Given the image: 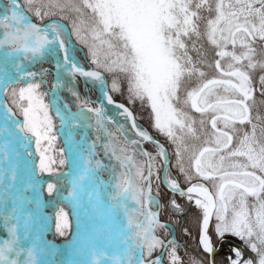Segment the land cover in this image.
Returning <instances> with one entry per match:
<instances>
[{
	"label": "snow or ice",
	"instance_id": "snow-or-ice-1",
	"mask_svg": "<svg viewBox=\"0 0 264 264\" xmlns=\"http://www.w3.org/2000/svg\"><path fill=\"white\" fill-rule=\"evenodd\" d=\"M53 9H71L84 17L79 25L73 22L76 35L82 30L90 32L93 55L104 49L116 57L111 64L96 60L99 70H86L75 45L61 38L65 25L52 22L40 27L29 15L44 20L54 15ZM193 37L218 49L217 59L209 67L223 78L201 80L186 91L183 105L202 115L211 114L213 131L206 143L215 145L197 150L198 155L193 152L189 160L194 164L186 168L177 130L195 136L192 125L196 121L178 107L179 93L189 80L205 77L197 66L203 64V57L194 63L189 55V43L200 51ZM81 42L88 40L81 37ZM229 46L241 51H228ZM45 56L55 61L51 107L59 118L58 128L49 114L50 104L42 98L45 94L38 91L40 83L29 82L37 77L30 66ZM224 58H228L226 67L221 63ZM112 65L125 74L129 101L138 99L150 105L155 128L176 146L175 168L189 186L182 188L179 179L171 177V158L164 146L138 126L133 111L124 103H116L103 92V102L112 105L139 137L130 143L146 158V175L144 166L135 164L131 156L117 155L112 144H98L100 135L95 139L89 136L93 127L89 113L95 115L96 132L104 130L102 107L88 108L83 101L73 111L71 105L59 100L57 93L65 87L78 98L68 86L72 77L80 75L103 84L102 71L111 72ZM21 81L26 86L14 87ZM112 88L118 89V84L113 82ZM217 89L238 98L218 95ZM256 93L264 98V0H0V264H50L48 246L36 227L39 194L35 177L37 171H51V157L46 162L41 142L51 145L58 136L64 140L61 154L67 153L69 162V172L59 173L68 178L70 191L65 199L79 210L78 220L84 223L79 247L83 258L73 264H185L175 239L166 242L154 234L157 228L170 227L160 223L159 212L152 210L160 208L151 190L153 176L158 183L161 179L153 172L156 157L161 158L159 167L164 169L163 182L169 192L186 197L203 211L198 243L204 258H189L187 264H218L216 256L226 246L228 252L221 264H264V99L258 102ZM9 94L23 119L5 103ZM108 121L112 122V117ZM219 121L223 128L217 127ZM237 124L249 127L237 128ZM119 129L125 131L124 125ZM112 135L107 132L108 137ZM234 137L236 147H232ZM142 141L156 145V156L141 148ZM98 147L108 163L99 157ZM119 151L124 153L125 148ZM113 158L117 164H112ZM240 158L244 162H239ZM59 163L63 165L65 160ZM119 167L135 172L117 175ZM192 167L195 177L218 181L215 193L202 183H191L195 178ZM104 172L110 174L107 181ZM141 184L147 187L146 197ZM46 189L52 194L57 184L49 182ZM249 197L255 199L251 205L254 215L249 211ZM130 198L140 209L136 224L127 215ZM170 205L181 208L176 199H170ZM213 215L216 223L210 231ZM60 229L57 224V231ZM229 236L239 237L255 255L229 246Z\"/></svg>",
	"mask_w": 264,
	"mask_h": 264
},
{
	"label": "rangeland",
	"instance_id": "rangeland-1",
	"mask_svg": "<svg viewBox=\"0 0 264 264\" xmlns=\"http://www.w3.org/2000/svg\"><path fill=\"white\" fill-rule=\"evenodd\" d=\"M72 2H75V0H72ZM228 0H226V3ZM54 15H60L64 20H67L69 24V30L70 34L72 35L71 41L72 43L70 45H75L77 49V57L81 63V58L83 57L88 62H91L95 68H98L97 64L94 63V61L99 60L101 64L107 63L111 64V60L115 59V56H111L109 53H107L104 49L98 50L96 55H93L92 50L89 48V43H91V33L85 30H82L80 33V36L78 37L76 35V31L73 28V22H76L79 25V22L81 19H84V17L78 16L73 10L71 9H53ZM81 37L88 40V43H82ZM216 49V48H215ZM117 49H114V51ZM217 51V49H216ZM228 51H232L231 49H228ZM237 51V54H239V51L241 50H235ZM194 54V53H191ZM189 52V55L192 57L193 62L195 63V57L194 55H191ZM206 52L201 51L200 52V59L203 57V64H198V67H200V71L207 73L206 70L210 71V67L208 66L209 63L207 61L204 62ZM45 58V57H44ZM39 59L35 61L31 66V70L37 72V77L33 81L29 82H35L40 83L41 87L38 90L40 93L45 94L42 96L45 103L50 104V112L49 114L53 116L54 123L56 124L57 128L59 127V118L55 116L54 110L52 109V98H51V91L53 88H49L47 83V76L48 74L46 72H42L41 70H44L41 68L40 62L44 59ZM113 70L111 72L105 71L108 75V82H106L108 91L117 92L122 91L125 93L126 96H128L126 91V82H125V74L120 71L118 67L115 65H112ZM212 72V71H211ZM216 73L212 76L215 77ZM213 77V78H214ZM71 83L68 84L69 87L73 88V91L77 92L74 78H71ZM97 82V81H96ZM113 82H116L118 84V89H113L112 84ZM55 83V78L53 81V84ZM26 86L23 81H21L19 84L14 85L17 89L19 87ZM193 87H188L187 90L183 88L181 92L179 93L181 97V104L178 105V107H181L182 110L187 111L188 114L196 121V125H192V127L196 130L195 136H193L191 133L187 132L186 130L184 132H181L177 130V136L182 137V143L185 149L184 152V159H185V167L189 168L190 164H194V161H190L189 157L192 155L193 152H196L198 155L197 150H202L203 147H214V144L211 145H204L205 141H208L211 138V134H209L208 131H204L206 126L205 124L201 125L199 122L203 119L204 121H210L211 120V114L206 113L205 114H198L194 117L193 109H191L190 106L183 105L182 101L185 98L186 91H191ZM221 90V89H220ZM219 89H217L218 94ZM111 94V93H110ZM59 100L64 101L72 106L73 111L77 110L78 105L83 102V100L79 97H74L70 92H68L67 87L63 88L62 90L58 91L57 93ZM219 95V94H218ZM221 96H227V93L220 94ZM235 97V96H234ZM238 98V97H237ZM138 100V99H137ZM12 97L9 94L8 98L6 99L5 103L12 108L13 112L16 113L17 117L19 119H23L22 113L20 112L19 108L16 105L12 104ZM140 101V100H139ZM20 103L27 105V101H20ZM146 104L149 107V110L146 112L139 111L140 116L144 121H147L151 127L158 132L159 134L165 136L163 133H161L158 129L155 128L154 124V114L152 113V110L150 108V105L146 102ZM100 107L103 108L106 118L104 129L109 130V132H112V137L102 136L101 133H97L95 130V119L93 118L90 123L93 125L92 129L89 132V136L92 139H95L97 135L101 136V140L97 141L98 144L106 143V144H112L116 148V154L117 155H128L131 156L133 159V162L137 164L138 166L143 165V171L145 175L147 174V161L145 157H142L139 155L138 150L131 144H126L119 136L115 133V130L112 128L111 123L114 124V122L117 124L119 122L121 125H124L125 132L128 133V136L133 137L131 130L128 127V122L125 121L124 117L120 116L119 113L113 108H108L106 105H100ZM205 115V116H204ZM112 117V122L108 121V117ZM209 116V117H208ZM207 118V119H206ZM222 125V124H221ZM140 126V125H139ZM142 128L150 130L145 126L141 125ZM223 128V126H222ZM113 129V130H112ZM226 131L228 129H225ZM151 133V132H150ZM187 136V137H185ZM166 137V136H165ZM167 140L170 142L172 146L173 153L175 155L176 146L172 143V141L166 137ZM234 144L232 147L237 146V140L234 139ZM64 147V140L62 137H59L51 143V145L48 144L46 141L41 142V148L42 150H45V159L46 162L49 157H51V171L50 172H44L40 173L37 171L36 174V181H37V192L39 194V208L37 210V216H36V227L37 230L41 233V238L48 246L49 255L47 259L49 260L50 264H73L74 261H78L82 259L83 257L80 255L79 247L81 242L84 239V223L82 219L78 218L80 217L79 210L75 207L74 204L70 203L69 200L65 199V195L68 191H70V188L68 187V178L67 176H59V173H67L69 172V162L67 160V153L61 154V149ZM121 147L125 148V152L121 153L119 149ZM155 150V151H154ZM97 153L99 154V157L103 160L104 163H108V159L105 156L103 150L101 148L96 149ZM151 151V152H150ZM150 153H152L153 156H156V145L150 149ZM225 154V153H221ZM39 154L37 153V156ZM170 157V152H169ZM61 159L65 160V163L61 165L59 161ZM216 158L214 157V160ZM161 162L160 157H156V159L152 162L153 165V172L155 174L160 175L162 167H159V164ZM174 162L175 156H174ZM239 162H244L242 158H240ZM38 163V160H37ZM112 164H117V161H115V158L112 159ZM172 166V165H171ZM194 168V167H193ZM171 177L177 178L176 174H174V171L169 169ZM120 172L127 173L129 175L133 174L135 172V169H129L124 167H119V170L117 172V175H119ZM259 174V173H258ZM109 173L104 172L102 173L103 178L107 181L109 179ZM182 175V174H181ZM183 176V175H182ZM155 177V175H154ZM161 180V179H160ZM180 181V179H179ZM49 182H53L57 184V191H54L52 194H49L46 189V185ZM162 182V181H161ZM217 183V180L215 181ZM163 184V183H162ZM204 184V183H203ZM141 188L144 190L145 197L147 196V187L144 184L140 185ZM181 187H183L181 185ZM59 192V194H57ZM248 204L250 205L249 211L254 215L255 209L251 207V205L255 204V199L252 197L248 198ZM192 202V201H191ZM250 202V203H249ZM178 203V202H177ZM194 204V202H192ZM195 205V204H194ZM196 206V205H195ZM197 207V206H196ZM128 218L132 220L133 224L140 222L139 217V207L135 204V201L131 198L128 200ZM198 211L196 214H191L190 219V225L195 226L196 223L200 225V220L203 216V211L199 207H197ZM153 211H156L155 208L152 209ZM215 216V215H214ZM65 217L67 219V226H65ZM211 221V220H210ZM57 224L61 225L60 231H57ZM184 228V226H182ZM216 247L220 248V244L217 242ZM217 248V249H218ZM245 249V248H243ZM246 255L248 256H254L255 253L251 252L250 249L246 250Z\"/></svg>",
	"mask_w": 264,
	"mask_h": 264
},
{
	"label": "trees",
	"instance_id": "trees-1",
	"mask_svg": "<svg viewBox=\"0 0 264 264\" xmlns=\"http://www.w3.org/2000/svg\"><path fill=\"white\" fill-rule=\"evenodd\" d=\"M29 15L31 16V18L34 21H37V22L52 23L55 21L56 23H61L62 25H65L66 26V32H65L66 34H65V36H62V38L65 39V37H66V42L68 44L72 43V41H71L72 35L70 34V30L68 28L69 24H68L67 20H64L62 18V16L52 15L50 17H45L44 20H40L38 17H35L34 15H31V14H29ZM193 42H195L197 44L198 48L200 49V51L197 52V50L195 48H192V44L189 43V48H190L189 52H190V54L194 53L191 55H194L195 62L200 60V52L205 50L206 55H205L204 62L207 61L209 63V65L214 64V61L216 59L215 46L210 45L205 39L196 40L195 37H193ZM80 58H81L82 66L94 67L91 62H88L83 57H80ZM54 63H55V61L51 57H48V56H45V58L40 62L41 68H43L44 70H47L46 71V73L48 74L47 83H48L49 88H51L53 86V81L55 78V69L53 67ZM209 70L210 71L206 70L207 73L205 74L204 78H193V79L189 80L185 90H187V88L190 86L191 87L197 86L201 82V80H204L206 82L207 79H213L214 76H212V75L215 72V68L210 67ZM102 72H103L105 78H107L106 82H108L109 78H108L107 73L105 71H102ZM73 78H74L75 86H76L79 97L83 101H87V104L85 105V107H88V108L99 107L100 96H99V92L97 90L98 84H97L96 80L89 79L86 81L84 77L79 76V75L74 76ZM110 93L114 99L123 101L132 109V111L135 113L134 116L136 118V121L138 122L137 123L138 125H140V126L142 124L145 125L150 130L152 135H154L158 139H161V141H164V144H166V146L170 152L171 165H172L171 170H173L174 174H176L178 179H180V183H181V185H183V187L188 185L189 182L184 180L183 176L180 173H178V171L175 168V162H174V156L175 155L173 153L172 146H171L170 142L167 140V138L165 136L156 132L151 127V125L147 121H144L142 119V117L140 116L139 111L146 112L147 110H149V107L146 104V102L145 101H139V100H136L135 102H131V101H129L128 96H126L125 93L122 91H117V92L111 91ZM255 99L257 100V99H261V98L259 96H257V97H255ZM103 104L106 105L108 108L111 107V109H113L112 105H110V107H109V104L102 102V105ZM193 114L195 117L200 113L193 111ZM89 115H91L95 119L94 113H89ZM111 125H112V128L115 130V133L119 136V138H121L126 144L131 145L130 141H128L125 137V136H128V133H126L125 131H121L119 129V125H121V124L119 122H117L116 125L113 123H111ZM204 126H206L204 131H208L209 134H211L213 130L211 129L210 121H206ZM128 127H129V125H128ZM236 127L247 129L249 126L237 124ZM129 129H130V127H129ZM107 132H109V130L104 129L101 132L102 136L103 137L106 136ZM131 133H132V135H135L133 133V131H131ZM204 145H211V143H206V141H205ZM143 146L145 147L146 151H150V149L152 147H154L155 144L151 143L150 141H144ZM191 174L195 177L193 167L191 168ZM191 183H204V184L208 185L214 193L216 192V187H215L216 183H215V180H213V179H203V178L195 177L191 181ZM151 190H152L153 195L157 197V200L160 204L159 209L153 207V208H155L156 211L159 212V217H158L159 222L162 224L170 225V227H168V228H157L154 234L157 235L160 239H164L166 242L168 240L175 239L178 254L185 261V264H187V261L189 260V258H192V257H197V258L203 259L204 253L201 250L199 243H198L199 224L196 223L195 226H192V225H190V219H189L191 214H194V213L196 214V212L198 211L197 207L191 201H189L186 197H182V196L170 193L169 190L166 189L165 186L162 184L161 180L159 183L157 182L156 176L155 177L153 176V182L151 185ZM170 199H176L178 204H180V206H181L180 210H177V209H174L171 207ZM210 222H211V224H210V226H211L210 231H211V230H213L214 225L216 223L214 215H213ZM182 226H184V228ZM228 240H229V246L230 245H236L239 247L242 246L241 247L242 249L243 248L247 249V246L245 245V243L242 240H240L239 237L229 236ZM227 252H228V246H226L220 252V254L216 256V260H217L218 264H221V262L224 261L225 255L227 254ZM155 255H158V251L154 253V256ZM208 259H209V257H208Z\"/></svg>",
	"mask_w": 264,
	"mask_h": 264
},
{
	"label": "water",
	"instance_id": "water-1",
	"mask_svg": "<svg viewBox=\"0 0 264 264\" xmlns=\"http://www.w3.org/2000/svg\"><path fill=\"white\" fill-rule=\"evenodd\" d=\"M32 19V18H31ZM32 22L33 23H36L38 26H40V27H43V26H45L46 24H48V23H40V22H36V21H34L33 19H32ZM62 38V37H61ZM63 39V38H62ZM84 67V66H83ZM85 69L86 70H99L98 68H95V67H85ZM102 75H103V77H104V80H103V84L101 83V81H97L98 82V92H99V95H100V99L101 100H103V92H107L108 94H110L109 93V91H108V88H107V85H106V78H105V76H104V74H103V72H102ZM111 95V94H110ZM112 96V95H111ZM113 100L116 102V103H124L123 101H120V100H117V99H114L113 98ZM127 107H129L126 103H124ZM130 108V107H129ZM130 110H132L131 108H130ZM133 115H134V112H133ZM140 127V126H139ZM142 130H145V131H147L152 137H153V139L154 140H156V141H158L160 144H162L163 146H164V148H165V150L167 151V153H168V155H169V151H168V148H167V146L164 144V142L163 141H161L160 139H158L157 137H155L154 135H152L148 130H146V129H144V128H142V127H140ZM163 177H164V169L162 168L161 169V172H160V178H161V181H162V183H163V185L165 186V188L166 189H168L167 188V186L164 184V182H163ZM186 186H189V184L188 185H186ZM185 186V187H186ZM204 186L205 187H207L208 188V190L210 191V192H213L207 185H205L204 184ZM182 188H184V187H182ZM201 220H202V218H201ZM200 220V221H201ZM218 248V247H217ZM212 259V257L211 256H209V260H211Z\"/></svg>",
	"mask_w": 264,
	"mask_h": 264
},
{
	"label": "flooded vegetation",
	"instance_id": "flooded-vegetation-1",
	"mask_svg": "<svg viewBox=\"0 0 264 264\" xmlns=\"http://www.w3.org/2000/svg\"><path fill=\"white\" fill-rule=\"evenodd\" d=\"M228 49H231L232 51H235V50H241V49H239L238 47L236 48V49H233L231 46H229L228 47ZM227 49V50H228ZM217 51H218V49H217ZM216 59H217V57H216ZM227 62H228V58H224V59H222V61H221V63H222V65H225V67H226V64H227ZM215 73H216V75H215V77L214 78H216V79H221V78H223V77H221V76H219V74H218V72L216 71V69H215ZM258 86V85H257ZM224 92L222 91V90H220L219 89V91H218V94L220 95V94H223ZM256 96H259L258 95V93H256L255 94ZM255 96V97H256ZM228 99H235V98H237V97H234V96H232V95H230V94H228L227 96H226ZM260 97V96H259ZM261 98V97H260ZM261 99H264V98H261ZM261 99H257V101H260ZM100 103V102H99ZM101 104V103H100ZM259 104L257 105V108L259 109ZM253 114H256V111L254 110V112H253ZM220 115H224V113H220ZM104 118H106V117H104ZM115 123V122H114ZM129 124V123H128ZM222 124V125H221ZM222 126H223V122L222 121H219L218 122V124H217V127H220V128H222ZM225 130V129H224ZM226 131V130H225ZM228 131V130H227ZM231 134V133H230ZM126 137V139L128 140V141H131V140H139V137L135 134V135H133V137H130V136H125ZM234 139H236L235 137H234ZM234 139H233V141H234ZM233 144H234V142H233ZM232 144V145H233ZM129 145V144H128ZM141 148L143 149V150H145L146 151V149H145V147L143 146V141L141 142ZM215 175V174H214ZM216 181V180H215ZM217 183H218V181H217Z\"/></svg>",
	"mask_w": 264,
	"mask_h": 264
},
{
	"label": "bare ground",
	"instance_id": "bare-ground-1",
	"mask_svg": "<svg viewBox=\"0 0 264 264\" xmlns=\"http://www.w3.org/2000/svg\"><path fill=\"white\" fill-rule=\"evenodd\" d=\"M55 22V21H54ZM66 34V33H65ZM65 36V35H64ZM64 39V38H63ZM65 40H66V37H65ZM77 76V75H76ZM107 79V78H106ZM108 85V84H107ZM111 92V91H110ZM109 92V93H110ZM259 95V94H258ZM256 96V95H255ZM257 97V96H256ZM259 102V101H258ZM105 103V102H104ZM91 104V103H90ZM109 107H110V105H109ZM111 108V107H110ZM209 114V113H208ZM134 115H135V113H134ZM206 115V114H205ZM204 115V116H205ZM211 116V115H210ZM209 117V116H208ZM207 119V118H206ZM209 119V118H208ZM208 119H207V121H208ZM203 120V119H202ZM138 123V122H137ZM193 125H196V124H193ZM185 137H187V136H185ZM161 140V139H160ZM164 142V141H163ZM166 145V144H165ZM155 151V150H154ZM169 151V150H168ZM151 152V151H150ZM183 186V185H182ZM185 187V186H184ZM248 201H250V200H248ZM250 203V202H249ZM212 219V218H211ZM210 224H211V222H210ZM211 227V226H210ZM241 240V239H240ZM238 241V240H237ZM238 244V243H237ZM241 244V243H240ZM244 244V243H243ZM242 247V246H241ZM252 252V251H251ZM253 254H254V252H253Z\"/></svg>",
	"mask_w": 264,
	"mask_h": 264
}]
</instances>
